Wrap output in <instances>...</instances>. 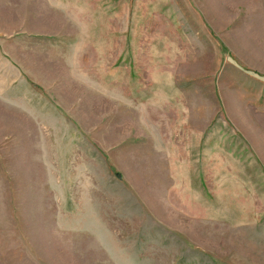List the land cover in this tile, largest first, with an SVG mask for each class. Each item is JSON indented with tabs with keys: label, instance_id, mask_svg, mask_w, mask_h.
<instances>
[{
	"label": "rangeland",
	"instance_id": "374dc122",
	"mask_svg": "<svg viewBox=\"0 0 264 264\" xmlns=\"http://www.w3.org/2000/svg\"><path fill=\"white\" fill-rule=\"evenodd\" d=\"M0 264H264V0H0Z\"/></svg>",
	"mask_w": 264,
	"mask_h": 264
},
{
	"label": "crops",
	"instance_id": "0c3cea01",
	"mask_svg": "<svg viewBox=\"0 0 264 264\" xmlns=\"http://www.w3.org/2000/svg\"><path fill=\"white\" fill-rule=\"evenodd\" d=\"M190 164L191 163L188 161V162H185V163H183L181 165H182V167H188V166H191ZM198 164L199 165L196 167L197 168V171H196V174H195L196 178H198V179L206 178L205 177L206 169H203V166L205 164H203V162L200 163L199 161H198ZM210 173H211V171H210ZM214 174H217L216 177H229L227 174H223L222 168H221V163L219 165H217V167H215ZM172 179H173V181H175V180H188V179H192V178H190L189 174H186V175L182 174L181 176H179L178 174H173Z\"/></svg>",
	"mask_w": 264,
	"mask_h": 264
}]
</instances>
